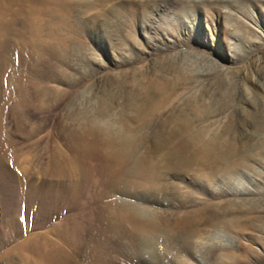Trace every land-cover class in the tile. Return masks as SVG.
<instances>
[{"label":"rangeland","instance_id":"374dc122","mask_svg":"<svg viewBox=\"0 0 264 264\" xmlns=\"http://www.w3.org/2000/svg\"><path fill=\"white\" fill-rule=\"evenodd\" d=\"M19 2L0 1L15 22L0 39V145L8 151L0 152V264H8L13 250L22 253L30 236L55 240L46 226L70 213L69 183L56 173L64 161L95 165L80 160L70 137L97 119L122 135L145 136L130 146L124 183L104 191L102 204L148 214L155 208L153 217L170 218L175 207L166 190L134 178L141 159L158 174L157 185L183 182L199 192L215 187L214 196L222 198L189 210L174 233L164 223L165 234L156 238H110L112 264H176L159 262L149 249L178 253L209 229L210 218L249 229L224 235L234 248L229 257L213 250L208 264H264V0L51 1L38 43L22 25L29 4ZM10 83L13 98L18 83L28 88L30 104L19 118L6 97ZM154 135L161 144L151 142ZM238 159L233 180L219 178L212 189L209 175ZM220 188L227 191L223 197ZM101 203L93 204L94 214Z\"/></svg>","mask_w":264,"mask_h":264},{"label":"bare ground","instance_id":"6f19581e","mask_svg":"<svg viewBox=\"0 0 264 264\" xmlns=\"http://www.w3.org/2000/svg\"><path fill=\"white\" fill-rule=\"evenodd\" d=\"M11 1L27 2V4H29V8H27L24 14V20H23L22 25L26 31L31 32L33 34L34 43L39 42L38 31H39V28L41 27L40 25L43 24L41 22H43L42 18L47 12L46 6L48 5V3L51 1H54V2L57 1L56 4H58L59 1L61 3V0H11ZM101 1H104V0H101ZM50 6L52 8V4ZM9 7L8 5H5L4 7L3 5H0V39L6 38L9 35L10 30L15 25V22L12 18L6 17L7 13L10 11L9 9L7 10V8ZM67 7L68 6H66V8ZM56 10H59V9H56ZM53 12L55 11L53 10ZM47 15H48V12H47ZM18 38L22 42V44L27 43L28 41L27 36L24 34L20 35ZM41 40H42V37H41ZM16 41L17 40H15V42ZM59 41H60V38H59ZM18 48H20V46ZM11 85L12 84L10 83L7 89V92H6V97L10 100L12 99L14 100L13 110H14V113L19 118L22 115L24 106L30 104L29 96L25 91L28 88L25 89L24 88L25 85L23 86L22 83H18L17 85L20 91L17 90V92L19 91L20 93L19 95L17 94L18 96H16V98H13V95L11 92V89H12ZM36 100L35 101H36L37 106L40 107L43 102L39 100V97ZM33 107H34V104H33ZM76 118H77V115H76ZM105 121L103 122L102 120L97 119V120L89 121L88 123H83L82 126L80 125L81 135L73 134L70 137L73 143L75 152L77 153L78 156H80V160L82 158L88 159V160H94L96 163L94 166H92L88 164L89 162L83 163L79 161L78 159H74L71 162L64 161L61 164L60 168H58L59 170L56 173L57 177H59V179L61 180H67L69 183L70 198H69V202L68 201L67 202H68V209L70 208V213L65 217L64 220L60 221L59 223L48 224L46 226V233L53 235L55 237V240L49 239L47 238V236L28 237L27 239H25V241L21 245L22 253L19 254L18 249H15L11 252V256L8 259V264H112L111 259L115 258L116 253L111 252L107 247V243L110 238L121 239V238H124L125 235H127L129 237L131 236L133 239L139 242H141L142 240L151 239L152 237L156 238L157 235L159 234L162 235L163 232L165 234L166 231H165V228L163 227V225H165L164 223H166L167 225H170L173 228L172 229V232H173V230H176L183 226L184 222L181 218L189 214L190 213L189 210L193 211V209H199L204 204L210 203L212 200L220 199L214 196L215 190H219L214 187L215 185L217 186V184L220 183L219 178H223L224 183L229 184L230 181L233 180L234 178V173H236L238 168L241 166V161L239 159L237 161H234V163L225 162L223 165L224 166L223 173L218 174V175L212 174V175H209L208 177V182L211 183L212 189L214 187L213 192L209 191V189H206V191L204 192H199L197 189L191 188L189 184L188 185L186 183L183 184V182L175 183L171 181L169 184L165 183L164 186L157 185V183L155 182H158L157 181L158 174H156L155 170L151 167V165L146 164V162H144L141 159L138 162L135 161L137 163H136V171H135L136 174L134 175V178L138 180L137 183L139 185L147 184L148 187L149 185L155 186V187H158V189H163L162 191L164 190L167 191V192L166 191L164 192L166 193V195H168L167 197H168L169 203H171L173 207H175L174 208L175 212H171L169 215L170 218L166 216L160 219H156L152 215V213L156 210L155 208L154 210H152L151 214H148L147 213L149 212L148 210L147 211L140 210L138 207L137 208L139 210L132 211L131 209L130 210L123 209L119 207L118 205L117 206L112 205L111 203L102 204L101 200L105 196L104 191L108 190L110 186L114 183L117 185L124 183L123 177L121 178V175L123 174L121 167H124L126 158L128 159V155H129L128 152L130 150V146L133 145L136 139L144 140V137H145V136L143 137V135L141 134L137 137H130V136L122 135L117 131L116 128H114L111 125H108L107 121L106 122ZM75 127L77 126L75 125ZM151 142L155 145L161 144L160 139L155 135L151 137ZM6 145L7 144L5 142H3L0 145V152L4 156L8 153ZM9 156H11V154ZM133 166L131 168H134ZM131 168H130V171L132 170ZM132 172L135 173L134 171ZM128 175L129 174H127V176ZM129 178H132V177H129ZM224 178L227 181H225ZM159 180H160V176H159ZM248 181L249 180H247V182ZM65 186L67 187V185ZM223 188H226V187L223 186ZM223 188L222 189L220 188L221 190L218 191V194L220 195V197L221 196L223 197L227 194L226 193L227 191ZM241 190L243 189L240 188L239 191ZM206 193L210 195L211 198L208 197L209 199H206L205 198ZM98 200L100 201L101 204L97 205L96 207L97 211L94 214L92 206ZM127 203H125V205ZM161 215L162 214H160V216ZM207 220H208L207 225L209 229L201 235L193 236L192 238H195V241H193V243L191 244L188 243L189 245L183 246L181 251H178V253L171 254L170 252L166 251L167 254L168 253L170 254L167 255L165 253V255L160 256V254H158L155 249L151 248L149 249L151 251L150 254L154 255V258L159 260V262L160 261L161 262L166 261L167 263L177 262L178 264H208L207 262V260H209L208 256L213 252V250L218 251L224 257H229L230 249L232 250L234 248V245H233V241L230 239H225L224 235L233 234L235 236H240L242 231H245L249 228L243 227V228H236V230H234L231 227V224L228 221H224L223 219L216 220L215 218H210ZM166 237L168 238V236ZM161 249H164V248H161ZM212 256L214 257V255Z\"/></svg>","mask_w":264,"mask_h":264}]
</instances>
